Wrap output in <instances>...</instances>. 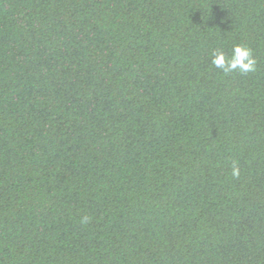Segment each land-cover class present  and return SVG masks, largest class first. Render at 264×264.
<instances>
[{
    "label": "trees",
    "instance_id": "16d2710c",
    "mask_svg": "<svg viewBox=\"0 0 264 264\" xmlns=\"http://www.w3.org/2000/svg\"><path fill=\"white\" fill-rule=\"evenodd\" d=\"M0 264H264V0H0Z\"/></svg>",
    "mask_w": 264,
    "mask_h": 264
},
{
    "label": "clouds",
    "instance_id": "9594fccd",
    "mask_svg": "<svg viewBox=\"0 0 264 264\" xmlns=\"http://www.w3.org/2000/svg\"><path fill=\"white\" fill-rule=\"evenodd\" d=\"M211 63L225 74L233 72L247 74L255 72L257 68V61L251 48L244 44H235L230 55H226L220 49H215L211 57ZM232 175H239V168L235 163L232 166ZM88 219V217H83L81 223H87Z\"/></svg>",
    "mask_w": 264,
    "mask_h": 264
}]
</instances>
